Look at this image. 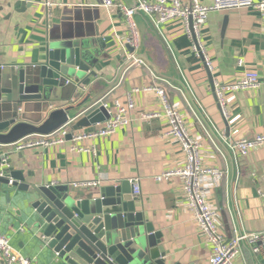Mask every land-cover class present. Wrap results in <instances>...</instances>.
Masks as SVG:
<instances>
[{"label": "crops", "instance_id": "crops-1", "mask_svg": "<svg viewBox=\"0 0 264 264\" xmlns=\"http://www.w3.org/2000/svg\"><path fill=\"white\" fill-rule=\"evenodd\" d=\"M46 1L52 4L50 9L45 6ZM102 1L0 0V67L7 68L5 72L0 69V76L42 63L53 26L63 23L64 32L72 37L98 32L99 38L94 40L96 44L91 50L98 60L95 70L98 77L85 88L84 97L92 93L95 99L111 103L115 99L124 101L132 93L136 103L132 124L112 137L96 140L95 156L72 152L68 145L21 152H14L11 145L0 146V156L7 153L9 173L21 171L28 183L36 185L94 190L107 184L128 182L131 185V179H140L139 204L146 219L162 233L167 264H209L211 246L198 232L192 216L179 204L183 198L181 181L159 183L155 180L166 171L182 168L186 157L176 142L162 137L164 119H143V113L163 111L160 98L144 89L148 86L166 89L189 131L203 143V163L225 172L222 181L210 180L204 191L213 208L219 211V223L229 236L235 231L245 234L264 231V148L246 157L233 153L232 156L224 148L219 152L211 141L225 143L234 138L250 139L264 134V85L256 91L228 93L229 118L225 119L210 82L212 78L214 84L231 85L245 70L264 75L261 15L248 9L209 15L201 41L212 71L192 51L191 40L179 22L158 29L138 16L141 35L138 53L151 67L149 70L133 67L120 78L125 42L131 32L121 11L105 8ZM113 1L127 5L134 0ZM201 2L211 5L214 0ZM238 61H243V67L238 66ZM135 89L137 93H133ZM70 103L55 102L50 111L63 109ZM93 183L97 186H90ZM79 184L83 186H75ZM22 198L29 200L30 196L18 188L2 186L0 234L8 237L13 248L35 264H53L56 255L40 243V234L26 217ZM245 252L247 264H264L263 257L255 258L254 262L246 249Z\"/></svg>", "mask_w": 264, "mask_h": 264}, {"label": "water", "instance_id": "water-1", "mask_svg": "<svg viewBox=\"0 0 264 264\" xmlns=\"http://www.w3.org/2000/svg\"><path fill=\"white\" fill-rule=\"evenodd\" d=\"M137 4L138 0H134L125 6L135 9ZM138 16L152 26L148 16L135 11L137 27ZM139 36L141 46L140 32ZM97 38L98 32L72 37L64 32L63 23L53 26L42 63L0 76V146L32 135H50L68 123H72L74 131L93 130L109 120L103 106L105 100L95 99L92 93L84 97L85 88L98 77V60L91 53ZM126 50L133 52L128 45ZM136 58L151 67L141 53ZM132 63L133 60L121 67L120 78ZM210 82L214 86L212 78ZM58 101L71 103L51 112L50 107ZM82 108L87 109L81 111ZM226 125L229 129L227 121ZM211 141L219 152L224 148L232 155L222 140ZM3 159L4 155L0 156V162ZM2 186L29 194V200L21 199L27 209L26 217L40 234V243L55 253L53 264H167L162 233L146 219L128 182L73 190L30 184L21 171H14L0 177V190ZM237 232L243 235L242 231ZM243 244L255 262L250 249Z\"/></svg>", "mask_w": 264, "mask_h": 264}, {"label": "built area", "instance_id": "built-area-1", "mask_svg": "<svg viewBox=\"0 0 264 264\" xmlns=\"http://www.w3.org/2000/svg\"><path fill=\"white\" fill-rule=\"evenodd\" d=\"M102 5L107 9L118 8L125 17L129 26L130 39L125 42V57L123 65L133 60L126 71L136 66H149L144 60L136 58L140 48V36L138 27L134 21L135 11H139L148 16L156 28L173 22L182 25L183 32L192 43V51L202 59L207 70L212 71L213 66L202 44V31L205 28L209 15L213 12H229L235 10H255L261 15L264 27V0H214L211 5H205L201 0H138L135 9H128L124 4L116 3L113 0H103ZM47 9L52 7L48 1ZM133 49L128 52L126 46ZM238 66L243 67V61H238ZM2 70L6 67L1 66ZM125 71V72H126ZM69 84V82H67ZM264 85V75L261 76L253 70L242 72L240 79L231 85H222L218 82L214 84V91L221 113L228 119L227 105L228 93L240 91H256ZM146 92H154L161 100L162 113L142 114L144 120L162 118L165 120V129L162 137L176 142L186 157L185 165L182 168L173 169L157 176L155 180L159 183H170L173 179L181 181L183 198L179 204L192 216L198 232L205 238L211 246L209 264H247L246 252L243 242L250 249V253L255 257L264 258V231L245 234L242 236L235 231L234 235L229 233L219 223V211L213 208L209 197L204 191L210 180L218 182L225 177V172L221 169L206 166L203 163L204 146L203 143L194 137L186 125L184 117L179 109L175 108L167 95V91L162 86L146 87ZM138 89L133 90L137 93ZM109 120L98 124L95 129H82L74 131L72 123H68L50 135H32L11 145L14 152L31 150L35 148L51 149L54 147L68 145L72 152L97 154L94 142L98 139L114 136L118 130L126 128L132 124V113L136 110V103L131 94L126 100L115 99L111 103H103ZM232 123V122H230ZM236 136V135H235ZM230 151L237 156L246 157L251 152L264 148V134L247 138H234L225 142ZM218 150V148L215 146ZM219 151V150H218ZM0 162V177H5L9 173L11 165L7 160V153ZM132 197H141L140 179H131ZM12 184V181L10 182ZM82 187V184L75 185ZM90 186L96 187L93 183ZM264 197V195H263ZM0 264H35L32 259L23 257L12 246L8 237L0 234Z\"/></svg>", "mask_w": 264, "mask_h": 264}, {"label": "rangeland", "instance_id": "rangeland-1", "mask_svg": "<svg viewBox=\"0 0 264 264\" xmlns=\"http://www.w3.org/2000/svg\"><path fill=\"white\" fill-rule=\"evenodd\" d=\"M261 260V262H263V260L261 258H259Z\"/></svg>", "mask_w": 264, "mask_h": 264}]
</instances>
